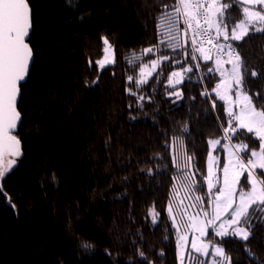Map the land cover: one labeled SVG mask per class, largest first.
<instances>
[{
  "label": "trees",
  "instance_id": "trees-1",
  "mask_svg": "<svg viewBox=\"0 0 264 264\" xmlns=\"http://www.w3.org/2000/svg\"><path fill=\"white\" fill-rule=\"evenodd\" d=\"M221 2L230 5V30L243 16L242 4ZM29 4L33 58L19 100L23 159L0 181V264H139L137 249L153 264H179L169 202L175 210L179 201L188 205L196 195L206 196L208 142L221 141L214 148L219 174L222 145L229 142L224 139L223 129L229 126L224 102L212 91L219 75L208 72L214 63L192 59L182 22L178 44L169 45L161 16L165 4L171 12L174 0H76L78 10L69 9L68 0ZM105 38L113 60L98 67ZM233 43L239 44L250 69L259 67L264 35L254 33L250 41ZM145 48L153 51L143 53ZM164 56L168 59H161L140 86L148 116L140 114V123L129 124L128 105L135 108L136 98L130 99L125 89L137 91L141 65ZM181 66L192 71L170 85L169 76ZM97 77L98 86L87 89L85 79ZM248 83L250 95L258 89L264 93V76L250 77ZM174 91L181 98L170 95ZM262 104L255 106L260 110ZM154 119L159 121L155 127ZM182 128L188 130L181 137L184 143L173 147V135ZM161 130L167 131V142L158 134ZM249 138L256 140L258 150L254 134L242 132L230 143H250ZM157 154L163 156L159 164L152 159ZM184 156L191 157L187 168ZM149 168L158 173L154 178L147 175ZM53 174L56 183H50ZM188 174L202 191L181 189ZM8 196L16 208L8 204ZM251 223L255 227L247 243L258 259L245 253L244 241L229 236L222 246L233 264H264V209L256 211ZM209 231L206 238L221 240ZM78 238L92 248L84 252Z\"/></svg>",
  "mask_w": 264,
  "mask_h": 264
},
{
  "label": "snow or ice",
  "instance_id": "snow-or-ice-1",
  "mask_svg": "<svg viewBox=\"0 0 264 264\" xmlns=\"http://www.w3.org/2000/svg\"><path fill=\"white\" fill-rule=\"evenodd\" d=\"M242 4L243 20L237 22L229 30L227 10L230 5L222 3L221 0H174L171 5V12L167 9L169 5L163 6L161 20L164 22V35L170 46L176 47L179 40L180 24L184 25L185 42L188 33H191L192 59H203L212 61L214 67H209L208 72L219 75V82L212 90L219 100L224 102V111L228 116V127L224 128V139L229 143L224 144V156L222 163V180L218 172V158L212 151L208 153L207 176L204 177L207 184L206 196L196 195L188 205H182L183 211L179 213V220L174 214L173 204L170 200L168 212L172 218L173 227L177 231L176 257L183 264L184 253L182 249L189 241L188 233H191V247L199 254L207 256L211 249L212 260L210 264H233L223 244L225 237L239 238L245 242V253L253 259H258L255 253L248 247L253 235L254 225L251 220L260 209H264V104L260 110L256 102L264 101V93L259 89L252 95L249 78L260 79L264 76V59L259 67L249 68L244 56L239 51V44L252 39V34L264 35V0H240ZM69 9H77L76 0H68ZM258 25V26H257ZM33 29L32 10L29 0H0V181L6 175L15 171L18 161L23 159L22 138L19 136V125L23 124L19 100L23 98V83L30 74L29 62L33 58V49L30 46V36ZM254 29V33H252ZM222 38V39H221ZM105 52L110 48L109 41L105 38ZM181 48L183 46L181 45ZM152 48L143 49V53H151ZM186 52V50H185ZM199 53V56L196 55ZM167 60L168 57H159L151 60V68L146 70L144 65L140 67V78L135 79L137 91L128 87L125 91L129 98H136V106L128 105L129 124L141 122L140 114L148 116L145 105V97L139 94L140 86L147 83L148 76L152 75L160 64V60ZM103 67L110 63L106 56L104 60L97 61ZM207 66V65H205ZM199 67V65H197ZM181 71H174L169 76V84H179L183 74L191 72V68H183ZM129 81L134 77L129 76ZM99 84V77L96 80L85 79V87L92 89ZM234 93V98L231 95ZM177 99L181 98L180 91L170 92ZM201 95H205L201 93ZM216 105H213L215 108ZM155 115V113L153 114ZM159 123L153 120L155 127ZM187 129H180L179 134L172 138L173 147L177 143L183 145L181 137L187 134ZM242 132L254 134L259 141L258 150L253 146L256 140L250 143H240L234 147L231 139L239 136ZM167 142L168 133L161 130L159 133ZM234 134V135H233ZM110 141V138H109ZM106 141V144L109 143ZM209 147L221 143L220 140H209ZM250 149V155L245 151ZM245 157H247L245 159ZM152 159L159 164L163 156L157 154ZM177 156H173L175 164ZM185 167L190 166L191 157L184 156ZM259 170V171H258ZM144 169L141 168V172ZM246 173L244 180L241 177ZM158 173L149 168L147 175L154 178ZM127 181V177L124 178ZM246 181V183H245ZM55 174L50 183H56ZM244 188H240V185ZM181 189L185 193H192L197 189L192 182L191 174L185 175L182 179ZM246 189V190H245ZM0 192H3L0 185ZM7 196V193H4ZM8 204L12 208L17 206L10 196ZM182 204V202H181ZM194 209L189 214L188 209ZM155 222L156 213L152 212ZM181 225L186 230L181 231ZM71 230V225L69 224ZM214 232L221 240L213 242L205 241V237ZM80 239V238H78ZM80 248L88 252L92 245L84 239H80ZM141 258L139 264H153L142 249H137ZM131 264V261L129 262ZM201 264H209V261H202Z\"/></svg>",
  "mask_w": 264,
  "mask_h": 264
},
{
  "label": "rangeland",
  "instance_id": "rangeland-1",
  "mask_svg": "<svg viewBox=\"0 0 264 264\" xmlns=\"http://www.w3.org/2000/svg\"><path fill=\"white\" fill-rule=\"evenodd\" d=\"M241 20H243V16H242V18H241ZM240 20V21H241ZM239 22V21H238ZM258 26V25H257ZM104 51H103V54H102V56L101 57H99V59L97 60V61H102V60H104L105 59V57L107 56L108 57V59L110 60V63L112 62V60H113V51H112V47L110 46V48H109V50L107 51V52H105V44H104ZM97 61H96V63H97ZM108 64V63H107ZM104 65H106V64H104ZM103 65V66H104ZM97 66L98 67H101L98 63H97ZM145 67H146V70H148V69H150L151 68V63H149V64H147V65H144ZM231 95L233 96V98H234V93L232 94L231 93ZM226 143H229V142H226ZM226 143H224V144H226ZM224 144L222 145V148H223V150H224ZM231 145L234 147L235 145H237V144H232L231 143ZM216 147V145H213L211 148L209 147V151H212V153H213V155L214 156H216L217 157V154L215 153V150H214V148ZM209 153V152H208ZM226 155V153L224 152V156ZM250 155V154H249ZM247 157H245V159H246ZM208 160V155H207V159H206V161ZM222 167H223V165H222ZM221 173L219 174V176H220V178H221V180H222V168H221ZM246 190V189H245ZM177 206H179V208L178 209H175L174 210V206H173V211H174V214H176L177 215V219L179 220V213L181 212V211H183V206H182V204H181V201H179L178 202V205ZM188 212H189V214H191V212L192 211H190V210H188ZM171 217V216H170ZM181 231L182 232H184V231H186L184 228H183V225H181ZM213 234H214V232H212ZM215 235V234H214ZM188 236H189V241H188V243H187V245L182 249V251H183V253H184V260H183V264H201V262L202 261H205V260H207V261H209V264H210V262H211V260H212V256H211V249H209V254L207 255V256H205V255H202V254H199V253H196L193 249H192V247H191V233H188ZM207 240H212L213 241V238L212 237H209V238H206L205 237V241H207ZM214 242V241H213ZM179 262V264H180V261H178Z\"/></svg>",
  "mask_w": 264,
  "mask_h": 264
},
{
  "label": "built area",
  "instance_id": "built-area-1",
  "mask_svg": "<svg viewBox=\"0 0 264 264\" xmlns=\"http://www.w3.org/2000/svg\"><path fill=\"white\" fill-rule=\"evenodd\" d=\"M188 42L190 43V48L192 49V44H191V33H188Z\"/></svg>",
  "mask_w": 264,
  "mask_h": 264
},
{
  "label": "water",
  "instance_id": "water-1",
  "mask_svg": "<svg viewBox=\"0 0 264 264\" xmlns=\"http://www.w3.org/2000/svg\"><path fill=\"white\" fill-rule=\"evenodd\" d=\"M31 64H32V59H31L30 62H29V67L31 66Z\"/></svg>",
  "mask_w": 264,
  "mask_h": 264
}]
</instances>
